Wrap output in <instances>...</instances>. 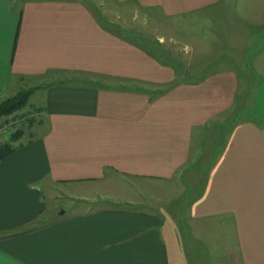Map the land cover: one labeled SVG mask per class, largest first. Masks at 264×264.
Listing matches in <instances>:
<instances>
[{"label": "crops", "instance_id": "crops-1", "mask_svg": "<svg viewBox=\"0 0 264 264\" xmlns=\"http://www.w3.org/2000/svg\"><path fill=\"white\" fill-rule=\"evenodd\" d=\"M118 2L165 18L229 2L248 11V0ZM255 14L247 30L262 32L264 9ZM221 34L216 40L240 47L259 83L214 159L192 164L202 130L234 105L235 70L176 84L172 70L108 33L81 1L0 0V103L41 88V121L0 161V264H264V40L249 49L250 36ZM67 75L97 81L55 80ZM195 166L206 177L192 196L183 184L199 180L197 170L185 172ZM111 177L150 188L127 209L46 213L58 190L83 192Z\"/></svg>", "mask_w": 264, "mask_h": 264}, {"label": "rangeland", "instance_id": "rangeland-1", "mask_svg": "<svg viewBox=\"0 0 264 264\" xmlns=\"http://www.w3.org/2000/svg\"><path fill=\"white\" fill-rule=\"evenodd\" d=\"M22 1L37 0H10V3L15 7H19ZM78 1L85 3L91 8L92 12L102 20L108 33L127 43L136 45L160 65L172 70L176 84H194L229 69L236 71L240 82L232 109L214 124L212 123L202 130L200 147H198L200 150H195L192 154L193 156L190 157V163L192 164L197 162L196 160H200L203 163L211 162L225 142L230 128L247 117L246 115L251 107L252 90L259 83L258 76L253 73L250 66L245 62L247 56L240 54L241 48L239 47L238 50L233 52L230 51L231 49L225 39L219 42L216 40L215 33L220 32L223 36L224 33L228 32L235 35L234 37L242 38H246L248 35V37L250 36V44L252 43L249 49L253 48L255 44H260L258 37L264 40V30L258 32L253 28L256 26L251 27L253 30H247L246 21L253 18H261L255 13L264 9V0H248L247 13L241 12L240 7H236L232 2H229L227 7L197 13L184 18H165L154 10L142 9L134 3H121L118 0ZM250 13L254 14L250 15ZM233 58L238 61V64L234 63ZM62 79H80L89 83L97 81L94 78H82L74 75L60 76L55 80L60 81ZM42 83L41 86H45L48 80ZM105 86L118 87V84L105 80ZM40 90L41 88L22 89L21 92H31L26 107L0 119V124H2L12 116L29 115L32 117L19 130L18 128L15 129L8 139L3 140L4 144L8 140L10 142L13 136L19 132L22 134L21 137L27 134L32 126L41 121L38 110L34 108L38 105L36 92H40ZM15 143H12V146L16 147ZM203 168L195 166L185 169V172L196 170L198 172L199 177L196 173L192 174L198 177V181L194 183L184 182L183 184L186 187L188 186L192 196L196 195L203 186V181L206 177ZM110 179L105 183L89 185L83 192L68 189L67 192L62 190L63 193H60L58 190L55 200L46 199V213L51 214L55 210L70 214L85 209H112L114 206L119 205L121 209H127L130 206L125 203L129 199H137L140 195H145V189L150 188V185L146 186V184L143 187L141 186L142 188L140 186L138 188L139 184L136 185L133 182V185L132 183L124 182L119 177H111ZM156 190L158 191L157 188ZM187 192L184 193L186 194L184 195L185 202L190 197ZM81 193L87 198L82 199ZM92 199L93 201H91ZM155 210L159 211V209ZM148 211L152 212L153 210L148 207L142 208V212L147 213ZM47 219V217H41L36 223H42Z\"/></svg>", "mask_w": 264, "mask_h": 264}, {"label": "trees", "instance_id": "trees-1", "mask_svg": "<svg viewBox=\"0 0 264 264\" xmlns=\"http://www.w3.org/2000/svg\"><path fill=\"white\" fill-rule=\"evenodd\" d=\"M10 1V0H9ZM38 1V0H37ZM26 3L22 1V4ZM198 83V82H196ZM194 83V84H196ZM257 85V84H256ZM31 96V92H21L16 94L15 96L3 101L0 104V119L4 117H8L18 111L24 109L28 103V100ZM21 133H17L13 136V138L8 140L5 144L0 145V161L6 159L11 153H13L16 147L12 146V143H15L21 138Z\"/></svg>", "mask_w": 264, "mask_h": 264}, {"label": "built area", "instance_id": "built-area-1", "mask_svg": "<svg viewBox=\"0 0 264 264\" xmlns=\"http://www.w3.org/2000/svg\"><path fill=\"white\" fill-rule=\"evenodd\" d=\"M30 118L32 117L29 115L19 117L12 116L9 120L0 124V145L4 144L3 140L8 139L15 129L18 128L19 130L21 126Z\"/></svg>", "mask_w": 264, "mask_h": 264}]
</instances>
